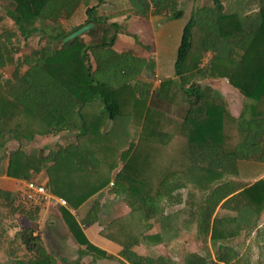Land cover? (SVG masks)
Returning a JSON list of instances; mask_svg holds the SVG:
<instances>
[{
  "label": "trees",
  "instance_id": "obj_1",
  "mask_svg": "<svg viewBox=\"0 0 264 264\" xmlns=\"http://www.w3.org/2000/svg\"><path fill=\"white\" fill-rule=\"evenodd\" d=\"M203 1L183 27L174 78L156 91L164 102L188 105L185 116L176 119L148 105L151 85L137 80L148 61L113 50L121 26L98 14L104 0H0V148L11 140L76 132L74 144L46 157L11 152L7 175L29 180L44 170L50 192L73 209L106 187L123 197L129 212L106 224L101 236L121 247L120 256L130 264L167 263L132 249L158 221L161 200L180 190L187 191L186 210L194 218L197 238L209 237L212 245L255 228L264 210V176L249 183L239 179L240 162L264 164V0ZM128 4L140 18L183 17L180 0ZM79 9L82 23L64 26ZM88 24L90 30L63 42ZM32 38L37 48L21 54ZM206 53L211 58L203 68ZM7 67L11 75L3 80ZM206 79L226 80L240 94L237 117L222 93L203 83ZM109 121L136 128V143L124 150L121 138L105 130ZM99 207L98 201L92 203L85 223L98 220ZM218 207L234 214L216 217ZM62 213L72 238L84 247L73 264H82L84 256L99 251L69 213ZM35 229L25 227L17 235L26 258L21 264H68L46 251ZM182 263L249 264L223 246L215 261L188 253Z\"/></svg>",
  "mask_w": 264,
  "mask_h": 264
},
{
  "label": "crops",
  "instance_id": "obj_2",
  "mask_svg": "<svg viewBox=\"0 0 264 264\" xmlns=\"http://www.w3.org/2000/svg\"><path fill=\"white\" fill-rule=\"evenodd\" d=\"M181 3L182 0H180V9ZM98 14L108 18L109 23H116L121 26L113 50L118 53L130 52L148 61V66L137 79L139 82L151 85L148 105L166 112L173 118H182L188 105L184 102L174 105L162 101L157 96L156 91L158 88L154 90L156 86L154 80L160 79L163 82L165 79L174 78L176 50L186 22L180 24V20L182 21L184 17L179 20H169L167 17L160 15L140 18L134 15L128 0H104L98 8ZM133 36H136L138 43ZM85 41H90V38ZM163 68H166L165 73H162ZM218 90L227 101L224 94L225 88L219 87ZM154 91L155 93H153ZM229 91L235 94L233 88H230ZM119 123L114 125L109 121L105 130L112 129L117 137L121 138L124 150H126L130 142L136 141L137 130ZM75 135V131H62L55 136H35L31 141L11 140L0 148V192L2 193L0 195V259L9 260V263L12 262L13 264L23 263L22 261H25L26 258L23 256L24 251L20 247L17 235L25 227L36 226L34 234L41 237L46 251L53 254L61 263L73 264L77 258V252L83 250L84 247L74 241L64 223L62 211L66 210L76 221L88 243L100 253H91L84 256L81 259L82 264H130L120 256L121 247L101 236V231L106 224L129 212L123 197L110 193L108 187L93 195L77 209H73L68 205L67 207H60L53 204L44 208L29 209L28 212L30 213H23L16 207V193L22 179L11 178L7 175L9 154L16 150H22L26 154L33 153L40 157H46L59 146L64 147L68 144H74ZM256 167L264 171V165L258 164ZM29 180L46 186L49 182L48 175L44 170L32 173ZM111 183H109V186ZM181 192L182 190L169 196V199L179 193L181 194ZM96 201L100 204L97 213L98 220L91 224L85 223L88 210L92 203ZM34 210H36V214H34ZM233 214L234 212L231 210L218 207L214 216L224 217ZM152 225L153 228L144 235L140 244L132 249L138 256L152 259L161 257L167 260L166 264H178V261H183L188 253H198L211 261H215V252L218 247L223 246L233 249L249 264H252L251 259L254 255H256L257 261L259 260L258 264H264V210L256 219L255 228L249 231L243 230L235 238L223 243L217 242L215 245L211 244L209 237L204 240L197 238L196 231L193 233L194 238L190 242L183 240L181 237L176 241L175 239L179 234H187V225L180 226L179 230H173L172 235L175 236L171 239L175 243L173 244L169 238H165L166 229H162L161 225H157V222L152 223ZM169 228L171 229L170 224ZM175 250L180 252V256H178V253H173ZM182 261L180 264H183Z\"/></svg>",
  "mask_w": 264,
  "mask_h": 264
},
{
  "label": "rangeland",
  "instance_id": "obj_3",
  "mask_svg": "<svg viewBox=\"0 0 264 264\" xmlns=\"http://www.w3.org/2000/svg\"><path fill=\"white\" fill-rule=\"evenodd\" d=\"M204 3L203 0H198V1H194V0H182L181 3V10L184 12V19L181 21L180 20V24L184 23L185 21L188 20V16L189 14H191V11L193 9V7L195 5H200ZM250 6H251V10H254L255 7V3L253 1L250 2ZM225 8H228V4L225 3L224 6ZM2 13V11L0 10V14ZM84 19V14L82 9H79L76 14L73 16V18L71 20H69L67 23L68 25H65L66 22H63L64 26H66L67 28L71 25H79L82 23ZM4 24H9V22L7 20L4 21ZM89 36L86 37L87 40H89ZM38 46V40L37 39H29L23 49H22V53H29L32 49L37 48ZM211 58V54L210 53H206L203 55L202 60H201V67H207V65L209 64V60ZM11 71L12 68L11 67H7L2 71V78L3 80L10 78L11 75ZM166 68H163L162 73H165ZM200 75L196 76V79H199ZM155 79V78H154ZM155 81V80H154ZM201 82V81H200ZM203 83H206L207 85H209L212 88L215 89H219V87H222L224 90V94L225 97L227 98V102L228 107L230 112L232 113L233 116L237 117L241 107H242V97L240 96V94L234 89L235 94L230 93L229 89L232 87H228L227 85V81L226 80H211V79H206L203 81ZM156 84V83H155ZM158 88L157 84L154 87V90H156ZM155 93V91L153 92ZM169 104V103H168ZM185 116V114L183 115ZM136 143V141H135ZM256 165H258V163L253 164V162H240L239 163V168H240V180L244 181V182H252L256 179H258L259 177H263L264 175V171L263 169L261 170L259 167H256ZM264 165V164H262ZM187 197V191L186 190H182L181 194H177L175 197L172 198H166L161 200L160 204H159V210H160V217L157 218V225H161L162 229H166L167 230V234L165 235V238H169L170 241L171 239L175 238L174 235H172L173 230H177L180 226H186V229L188 230L187 234L185 235H180L175 239L176 241L179 240V238L181 237L183 240H186L188 242H190L191 240H193V233L196 231V226L194 223V218L190 219V215H189V211L186 210V205H185V200ZM159 221L161 222L159 224ZM169 224L171 229L169 228ZM168 226V227H167ZM170 229V230H169ZM179 230V229H178ZM190 234V235H189ZM174 241L172 240L171 243ZM173 253H178V256H180V252L175 250V252ZM22 255V254H20ZM175 255V254H174ZM177 255V254H176ZM182 256H183V252H182ZM181 256V259H182ZM182 261V260H181ZM181 261H178V264L181 263ZM252 264H258L259 260L257 261V257L256 255H254L251 259ZM257 262V263H256ZM176 263V262H175ZM0 264H13L12 262L9 263L8 261L2 260L0 259ZM177 264V263H176Z\"/></svg>",
  "mask_w": 264,
  "mask_h": 264
},
{
  "label": "built area",
  "instance_id": "obj_4",
  "mask_svg": "<svg viewBox=\"0 0 264 264\" xmlns=\"http://www.w3.org/2000/svg\"><path fill=\"white\" fill-rule=\"evenodd\" d=\"M161 82L160 79H155L157 85ZM16 203L25 210L44 208L53 204L67 207L65 199L53 195L46 185L32 180H22L16 193Z\"/></svg>",
  "mask_w": 264,
  "mask_h": 264
},
{
  "label": "water",
  "instance_id": "obj_5",
  "mask_svg": "<svg viewBox=\"0 0 264 264\" xmlns=\"http://www.w3.org/2000/svg\"><path fill=\"white\" fill-rule=\"evenodd\" d=\"M92 24H88L86 26H83L82 28L78 29L77 31H75L74 33L70 34L69 36H67L63 42H67L70 39H73L77 36H80L81 34L87 32L88 30H90L92 28Z\"/></svg>",
  "mask_w": 264,
  "mask_h": 264
}]
</instances>
